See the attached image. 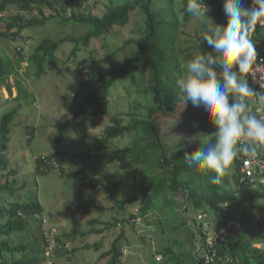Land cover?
Listing matches in <instances>:
<instances>
[{"label": "trees", "instance_id": "1", "mask_svg": "<svg viewBox=\"0 0 264 264\" xmlns=\"http://www.w3.org/2000/svg\"><path fill=\"white\" fill-rule=\"evenodd\" d=\"M73 2L74 0H65L64 4H60L57 0H0V21L4 20V27L0 26V34L11 39L20 36L23 29L44 25L55 16L88 28L83 34L63 36L58 41L48 37L42 39L28 58L36 65L37 75L45 73V65L50 64L55 51L63 42L72 44L71 53L76 57V53L82 47L86 49L92 39H104L114 27L126 26L135 11H139L143 17V22L135 27L138 28L136 31L139 35L124 41V46L131 45V49L120 63L106 69L105 65L111 60L110 55L102 58L85 57L79 62L78 75L71 84L78 101L72 108V115L59 124V135L68 128L82 129L88 122L105 115L114 83L129 69L143 70V91L150 95L152 104L146 106L141 118L133 116L127 124H121L118 118H112V123L98 136L96 145L78 154L82 165L75 171L64 173V176L94 188L96 183L93 178L101 174L110 163H118L125 171L126 179L131 169L140 170V192L136 198L139 204L138 214L131 213L129 222L140 218V221L150 223L152 213L157 211L159 214V210L168 206H171L170 211L174 214V207L181 201L179 223L172 222L167 227L174 234L172 243H167L157 251L164 256L165 263L202 264L201 247L205 245L207 236L203 221L208 220L223 236L214 242L213 264H264V247L257 246L260 239L251 236V221H255L262 232L264 229L263 221L256 218L252 211V208L259 207L264 198V185L253 188L251 184L241 182L235 161V171L232 175L227 171L219 185L211 182L214 172H205L198 165L190 167L185 161L186 153L197 150L198 139L194 138V134L188 136L187 130L182 129L186 124L188 106L186 109L180 108L175 93L176 80L182 74L184 61L193 56L190 51L187 52V48L183 49L178 45L179 20L168 15L163 4H159L160 0H108L102 11H73ZM205 2L215 22L225 25L227 21L223 14V1ZM251 3L252 0L248 2V6ZM12 4L17 5L18 13L3 16L2 13ZM58 6L64 12H60ZM184 8V20L188 21L189 14L185 4ZM25 13L32 15L27 18ZM252 40L258 57L264 54L261 49L264 28L259 24L252 34ZM199 48L202 52L212 50L203 40L199 43ZM16 53L21 56L24 51L19 48ZM183 53L184 57L181 58L180 54ZM21 58L23 59L22 56ZM8 70V65L0 57V75L10 73ZM17 83L21 86L20 81ZM13 117V109L0 116V264H38L41 256L47 258L46 249L55 236L53 231L49 237L42 232L40 239H27L25 243L13 238L17 232L25 230L28 216L37 219L42 212L37 197L32 202H22L16 197L21 185L13 178L17 169L11 166V160L6 156L11 141ZM128 133H133L134 136L131 145L120 152L109 150V143L118 137L125 139ZM45 157L35 158V173H46L52 166L61 163V153L48 155L46 162ZM120 182H115L116 187H119ZM13 189L16 190L15 193H12ZM199 214L206 215L201 219ZM231 220H234V224L229 226L228 222ZM116 221L115 223L118 222ZM153 224L155 225L154 222ZM181 225L184 228L178 234ZM108 227L111 225L108 224ZM187 242L189 248L185 247ZM55 244L51 248L52 253L60 251L58 243ZM116 244L114 240L110 250L101 253V257L109 256L108 264H119L122 253ZM95 247L100 245L96 243ZM51 256L54 255L48 257Z\"/></svg>", "mask_w": 264, "mask_h": 264}, {"label": "rangeland", "instance_id": "2", "mask_svg": "<svg viewBox=\"0 0 264 264\" xmlns=\"http://www.w3.org/2000/svg\"><path fill=\"white\" fill-rule=\"evenodd\" d=\"M64 1L57 0L60 4H64ZM107 1L74 0L71 9L102 11ZM248 2L250 0H244L246 7ZM159 4H163V9L170 17L174 16L180 22L177 31L178 45L183 49L187 48V52L190 51L193 55L202 52L199 43L205 29L190 14L188 21L184 20V4H187V0H160ZM57 8L64 12L60 6ZM222 9L225 16L223 6ZM18 10L17 5L12 4L7 7L4 16L16 14ZM3 22L4 20L0 21L2 28ZM142 22V15L135 11L126 26L114 27L104 39H92L86 49L82 47L76 53V57L71 53L72 44L63 42L55 51L50 64L45 65V73L41 72L40 75L36 74V65L28 58L42 39L48 37L58 41L63 36L83 34L88 28L55 16L44 25L25 28L17 39L0 34V57L8 65L10 72L0 75V116L10 109L14 110L11 141L6 156L11 160V166L17 169L13 178L21 185L16 197L22 202H32L37 197L42 207L38 218L28 216L25 230L17 232L13 238L25 243L27 239H40L42 232L47 237L52 236L53 231L54 240L60 248L59 252L51 254L54 256H47L46 259L41 256L38 264H108L109 256L101 257V253L110 250L114 240L122 253L119 264H174L165 263L164 256L157 251L167 243H172L174 234L167 227L172 222L179 223L181 201L174 207V214L170 211L171 206H168L159 210V214L157 211L152 213L150 223L142 222L140 218L129 222L131 213L138 214L139 204L136 198L140 192V170L131 169L126 179L125 171L118 163H110L101 174L93 178L96 183L94 188L64 176V173L75 171L82 165L78 154L96 145L98 136L112 123V118H118L121 124H127L133 116L141 118L146 106L152 104L150 95L143 91V70L129 69L123 77L117 79L110 91L108 112L105 115L88 122L82 129L68 128L62 135L58 132L59 124L72 115V108L78 101L71 84L78 75L79 62L85 57L102 58L110 55L111 60L105 65L106 69L117 65L131 49V45L124 46V41L139 35L136 31L138 28L135 27ZM17 47L23 49V59L16 53ZM180 56L183 58L184 53ZM186 62L184 61L185 65ZM16 81L21 82V88ZM182 129L187 130L188 136L194 134V138H197V133L204 134L199 137L202 141L211 139V133L215 131L201 110L193 108L191 104L188 105L186 124ZM133 138V133H128L125 139L115 138L108 144L109 150L120 152L131 145ZM197 146L198 150L201 146L199 140ZM55 152L61 153V163L52 166L46 173H35V158ZM42 169L46 170L45 167ZM227 171L229 175L233 174L234 161ZM118 180L121 182L116 187L115 182ZM15 192L13 189L12 193ZM252 211L264 224V198L259 207L252 208ZM251 226V236L260 239L256 245L264 247V229L262 232L255 221H251ZM183 228V225L179 226L178 234ZM96 243L100 247L96 248ZM185 247H190L188 242Z\"/></svg>", "mask_w": 264, "mask_h": 264}, {"label": "clouds", "instance_id": "3", "mask_svg": "<svg viewBox=\"0 0 264 264\" xmlns=\"http://www.w3.org/2000/svg\"><path fill=\"white\" fill-rule=\"evenodd\" d=\"M223 8L227 22L222 26L209 15L205 0H187L186 12L201 22L202 40L212 51L198 52L186 62L175 91L180 108L191 104L200 109L215 128L207 141L197 133L201 146L186 153L185 161L214 172L211 182L216 185L236 158L255 160L264 151V78L254 80L259 90L247 78L258 61L252 34L258 24L264 28V0H252L247 7L244 0H224ZM55 245L51 239L46 257Z\"/></svg>", "mask_w": 264, "mask_h": 264}, {"label": "built area", "instance_id": "4", "mask_svg": "<svg viewBox=\"0 0 264 264\" xmlns=\"http://www.w3.org/2000/svg\"><path fill=\"white\" fill-rule=\"evenodd\" d=\"M264 50V43L261 46ZM264 54H261L258 59L259 62L253 66L252 72L248 75L250 85L259 90V83L254 80L264 78ZM238 166V172L240 173V181L246 184H251L253 188L258 185H264V151L258 153L255 160H250L247 157H238L234 160ZM206 214H199V218L203 219ZM234 220L228 222V225H233ZM203 226L206 230V242L201 247V263L202 264H213V258L215 255L214 242L218 238H223L221 232L216 230L214 224L208 220L203 221Z\"/></svg>", "mask_w": 264, "mask_h": 264}]
</instances>
